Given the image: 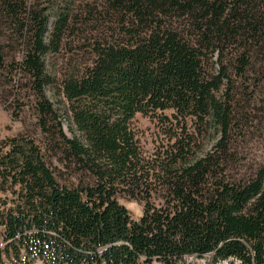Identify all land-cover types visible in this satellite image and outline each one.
Returning <instances> with one entry per match:
<instances>
[{"label":"trees","instance_id":"trees-1","mask_svg":"<svg viewBox=\"0 0 264 264\" xmlns=\"http://www.w3.org/2000/svg\"><path fill=\"white\" fill-rule=\"evenodd\" d=\"M60 1L47 2L51 9ZM65 4L58 6L46 37L47 9L27 10L26 0H0V67L5 64L3 42L13 40L25 46L16 68L43 81V59L59 50L72 14V3ZM107 4L141 29L126 42L98 44L91 65L62 85L73 129L70 136L62 134L59 152L90 179L60 183L37 146L7 143L0 181L14 188V197L0 206V262L2 253L14 264H176L185 255L211 254L215 261L264 264V166L250 178L218 181L206 193L203 187L209 177L223 174L216 168L228 158L234 119L232 99L225 98L236 88L232 75L241 77L251 67L264 77V0ZM173 18L190 22L187 35L172 24ZM228 45L240 51L206 77V52L222 55ZM224 80L227 91L220 88ZM41 106L51 110L44 99ZM166 108L215 123L219 135L210 149L187 163L168 170L174 158L166 165L163 174L176 202L172 207L146 208L133 220L114 198L119 185L136 178L139 165L130 121L137 112ZM180 142L171 152L182 151Z\"/></svg>","mask_w":264,"mask_h":264},{"label":"rangeland","instance_id":"rangeland-1","mask_svg":"<svg viewBox=\"0 0 264 264\" xmlns=\"http://www.w3.org/2000/svg\"><path fill=\"white\" fill-rule=\"evenodd\" d=\"M47 1L26 0L27 10L47 9L45 13L50 15V19L46 37L55 23L58 6L71 2L73 10L59 50L48 52L43 59L46 75L43 81L34 79L27 70L16 68L24 54V44L19 46L13 40L3 42L5 64L0 67V158L9 149L7 143L10 141L32 143L40 149L57 181L73 184L82 179L87 182L89 174L77 169V165L64 159L59 152L60 145H63L62 134L70 136L73 129L69 102L62 93L63 81L68 76L81 75L91 65L98 44L126 42L141 27L133 26L125 13L110 9L107 0H64L51 9ZM173 21L178 30L186 35L189 33L185 30L190 29V22L182 18H173ZM238 50L234 45H228L222 55L214 49L207 51L202 59L204 75H215L221 64L226 66L231 56L236 57ZM260 74L250 67L241 77L232 75L236 88L225 98L232 99L234 119L225 150L228 158L221 160L216 168L218 171L222 168L223 174L219 173L216 179L209 177L203 185L205 193L218 181L247 179L264 166V77ZM220 88L227 91L225 80ZM219 93L223 94L221 90ZM43 99L49 102L51 110L42 109ZM130 126L136 139L139 165L136 178L119 185L114 198L127 209L131 219L138 220L146 208L166 210L176 203L169 187L170 179L163 174L166 165L177 158L170 168L167 167L172 170L201 155L216 143L219 133L215 123L191 118L189 114L178 113L173 108L146 114L137 112ZM178 141L183 145L179 154L171 152ZM174 152L178 156H174ZM13 189L0 181V206L4 201L11 202ZM5 254L2 253L3 263L0 264H14L12 258ZM33 264L40 262L35 260ZM151 264L163 263L153 261ZM176 264L240 262L232 258L215 261L208 254L201 257L185 255Z\"/></svg>","mask_w":264,"mask_h":264},{"label":"built area","instance_id":"built-area-1","mask_svg":"<svg viewBox=\"0 0 264 264\" xmlns=\"http://www.w3.org/2000/svg\"><path fill=\"white\" fill-rule=\"evenodd\" d=\"M189 256H193V255H189Z\"/></svg>","mask_w":264,"mask_h":264}]
</instances>
